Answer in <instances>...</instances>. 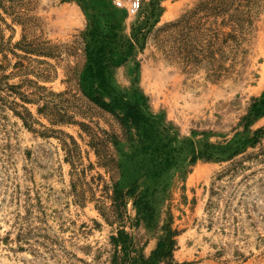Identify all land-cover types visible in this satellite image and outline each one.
<instances>
[{
    "label": "rangeland",
    "instance_id": "374dc122",
    "mask_svg": "<svg viewBox=\"0 0 264 264\" xmlns=\"http://www.w3.org/2000/svg\"><path fill=\"white\" fill-rule=\"evenodd\" d=\"M184 17L195 48L183 29L168 31ZM92 25L116 30L119 48L135 45L109 70L104 97L123 94L160 117L158 141L171 156L160 172L111 113L54 94L77 89L72 68ZM224 32L238 36L229 59ZM50 45L56 56L33 49ZM58 101L69 122L50 119ZM262 101L264 0H145L137 15L114 0H0V264H112L121 228L149 255L170 220L179 230L174 264H264ZM104 129L120 134L107 146L115 173L90 145ZM74 181L94 199L80 203ZM106 182L138 184L155 208L151 225L133 195L122 217H106Z\"/></svg>",
    "mask_w": 264,
    "mask_h": 264
},
{
    "label": "trees",
    "instance_id": "16d2710c",
    "mask_svg": "<svg viewBox=\"0 0 264 264\" xmlns=\"http://www.w3.org/2000/svg\"><path fill=\"white\" fill-rule=\"evenodd\" d=\"M204 6V5H200ZM199 7V6H198ZM199 8H196L192 15H188L189 23L191 24V17L197 13ZM183 20H178L177 22H172L168 25V31L171 28L174 30L183 29L182 36L190 41V48H195L193 44V30L192 25L188 26L187 18H182ZM189 27L188 33H184V30ZM225 33V32H224ZM143 34L142 27L136 32L135 36L140 38ZM192 34V35H191ZM227 36L224 37V51L222 50L225 59H229L231 56L235 57L236 52L239 50L238 47V36L232 32L225 33ZM119 33L112 29H102L98 25H92L89 30L82 34L83 37V62L76 65L74 68L77 89L69 88L64 91L54 93L59 97H68L66 99L81 100L82 96L86 97L88 101L95 106L101 108L104 111L111 113L122 128V134L127 132H133L131 137L132 140L137 141L140 145L142 152L149 153V160L152 163L153 172H160L166 169L171 164L170 152L164 150L168 145L166 143H159V133L158 125L160 122V117L153 114H148L143 110V106L137 102L129 100L125 95L113 97L112 101L108 102L104 93L108 92V73L109 70L118 63L127 60L128 55L135 50V45L129 43L127 46H122L119 48L120 42L118 40ZM25 40V37H24ZM231 41V43H230ZM192 42V43H191ZM53 45L46 48H33L34 50L40 51L45 55L56 56L51 49ZM192 46V47H191ZM209 48L211 44L208 45ZM191 50V56H193ZM172 48H169L168 53H172ZM118 55V56H117ZM169 56V55H167ZM172 56V55H171ZM170 57V56H169ZM221 70H227L225 66H222ZM72 78V76H71ZM81 95V96H80ZM52 104V102H50ZM264 102L260 105H262ZM58 112L55 110V106L49 110L51 115L50 119L53 122H69L63 115V111L69 114V109L62 104V102L54 103ZM53 105V104H52ZM81 109V108H79ZM77 113V112H74ZM82 116L87 117V114L82 109L80 110ZM71 119V115L68 116ZM86 129L88 124L83 122L80 123ZM128 128V129H127ZM262 131V130H261ZM91 135L90 145L96 150L99 157L100 165L107 168L108 171L116 172L117 164L112 153L107 149L109 142L117 144L120 140V134L116 132H110L104 129V136H100L96 133ZM76 142L74 141V144ZM71 149V150H70ZM74 148H68V156L73 159L71 154ZM71 153V154H70ZM198 155H202V152H198ZM113 173V174H114ZM73 187L76 192L78 201L80 203H85L88 200L94 199L93 188H90L88 193L84 191L79 192L78 184L76 181L73 182ZM139 185L134 184L133 187L129 189H121L117 182L105 183L104 189L106 198L111 200L110 204H107V200H102L101 211L106 216H115L116 218L122 217L128 196L133 195L137 197L136 203L139 206V210L142 213L143 218H145L149 225L155 216V208L153 207L152 201L145 195L139 196ZM112 191V192H111ZM93 197V198H92ZM165 233L160 237L157 247L151 251L149 255L144 253V249H139L135 237L132 233L128 232L126 229L121 228L118 230L117 234L112 236L113 243V253H112V264H162L166 262L167 264H174V251L177 244V235L179 230L173 227V221L170 220L167 224L163 226Z\"/></svg>",
    "mask_w": 264,
    "mask_h": 264
},
{
    "label": "built area",
    "instance_id": "2783aa9c",
    "mask_svg": "<svg viewBox=\"0 0 264 264\" xmlns=\"http://www.w3.org/2000/svg\"><path fill=\"white\" fill-rule=\"evenodd\" d=\"M117 7L124 8L130 15L139 14L145 3V0H114Z\"/></svg>",
    "mask_w": 264,
    "mask_h": 264
}]
</instances>
